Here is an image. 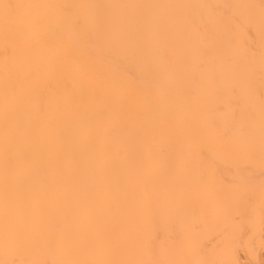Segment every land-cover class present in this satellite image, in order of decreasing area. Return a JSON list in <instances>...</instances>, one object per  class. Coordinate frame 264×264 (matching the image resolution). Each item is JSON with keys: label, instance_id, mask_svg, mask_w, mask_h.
<instances>
[{"label": "bare ground", "instance_id": "6f19581e", "mask_svg": "<svg viewBox=\"0 0 264 264\" xmlns=\"http://www.w3.org/2000/svg\"><path fill=\"white\" fill-rule=\"evenodd\" d=\"M0 264H264V0H0Z\"/></svg>", "mask_w": 264, "mask_h": 264}]
</instances>
